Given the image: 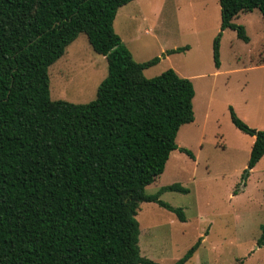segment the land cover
Here are the masks:
<instances>
[{
    "label": "trees",
    "instance_id": "16d2710c",
    "mask_svg": "<svg viewBox=\"0 0 264 264\" xmlns=\"http://www.w3.org/2000/svg\"><path fill=\"white\" fill-rule=\"evenodd\" d=\"M130 1L0 0V264H161L141 254V202L186 220L182 207L160 195L188 187L174 182L155 193L146 187L173 150L194 158L176 140L195 119L194 83L173 68L154 77L144 71L190 46L135 60L114 26ZM219 2L217 68L226 28L250 41L234 21L239 12L257 8L264 18V0ZM81 32L106 57L108 74L91 101L52 99L49 67ZM229 110L234 125L254 137L250 170L264 156V129ZM200 244L201 238L174 264L187 262ZM257 244L264 245V224Z\"/></svg>",
    "mask_w": 264,
    "mask_h": 264
},
{
    "label": "rangeland",
    "instance_id": "374dc122",
    "mask_svg": "<svg viewBox=\"0 0 264 264\" xmlns=\"http://www.w3.org/2000/svg\"><path fill=\"white\" fill-rule=\"evenodd\" d=\"M234 21L245 26L250 41L226 28L217 68L219 0H133L116 15L115 29L139 62L190 46L144 71L154 77L173 68L195 87V119L181 126L176 139L194 158L173 150L164 172L146 187L147 193L174 182L188 187V193L160 195L182 207L186 220L156 202H141L137 215L141 254L161 264H174L199 238L184 264H264V245L257 244L264 224V156L248 169L254 137L234 125L229 110L232 105L249 126L264 129V18L254 9L240 11ZM107 74L106 57L81 32L49 67L51 98L91 101Z\"/></svg>",
    "mask_w": 264,
    "mask_h": 264
},
{
    "label": "crops",
    "instance_id": "0c3cea01",
    "mask_svg": "<svg viewBox=\"0 0 264 264\" xmlns=\"http://www.w3.org/2000/svg\"><path fill=\"white\" fill-rule=\"evenodd\" d=\"M132 1H133V0H132ZM130 2H131V1H130ZM127 4H128V3H127ZM125 5H126V4H125ZM123 6H124V5H123ZM121 7H122V6H121ZM256 9H257V8H256ZM118 10H119V9H118ZM238 15H239V14H238ZM238 15H237V16H238ZM237 16H236V17H237ZM115 19H116V18H115ZM234 19H235V18H234ZM114 22H115V21H114ZM122 40H123V37H122ZM123 41H124V40H123ZM124 43H125V42H124ZM133 56H134V55H133Z\"/></svg>",
    "mask_w": 264,
    "mask_h": 264
}]
</instances>
